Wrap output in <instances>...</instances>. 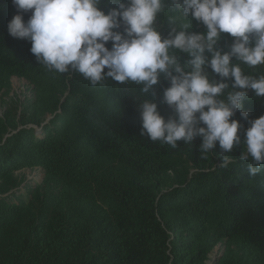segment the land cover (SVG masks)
Instances as JSON below:
<instances>
[{"label": "trees", "instance_id": "1", "mask_svg": "<svg viewBox=\"0 0 264 264\" xmlns=\"http://www.w3.org/2000/svg\"><path fill=\"white\" fill-rule=\"evenodd\" d=\"M16 13L12 0H0V94L17 75L33 84V100L20 104L16 119L10 111L0 117V264H205L218 242L232 239L239 250L213 264H264V165L250 176L241 146L221 167L218 144L201 154L199 137L172 148L141 136L137 102L154 100L171 114L163 75L142 93L132 83L93 87L78 73L49 70L28 41L8 33ZM187 19L189 31H205ZM158 22L166 36V17ZM233 40L223 33L218 47L228 51ZM188 59L178 54L181 65ZM243 105L250 119L264 115V97L253 90ZM233 119L243 139L249 123L239 112ZM33 165L44 177L21 192L15 171Z\"/></svg>", "mask_w": 264, "mask_h": 264}, {"label": "clouds", "instance_id": "2", "mask_svg": "<svg viewBox=\"0 0 264 264\" xmlns=\"http://www.w3.org/2000/svg\"><path fill=\"white\" fill-rule=\"evenodd\" d=\"M104 3L107 11L102 0H12L17 13L7 24L8 33L28 41L39 64L60 74L78 73L93 87L110 79L149 93L163 75L169 86L163 89L162 103L171 114L162 115L154 100L137 102L141 136L172 148L199 137L201 154L218 144L221 167L230 162L225 154L241 146L239 160L251 158L248 172L258 174L264 165V115L250 119L243 101L249 90L264 97V72L244 69L264 67V0ZM25 13H30L27 20ZM161 15L166 17V36L158 22ZM188 17L201 22L205 31H189ZM223 33L234 38L228 51L218 47ZM179 53L189 57L183 65ZM207 68L220 79H212ZM237 112L249 123L243 139L242 125L233 119Z\"/></svg>", "mask_w": 264, "mask_h": 264}, {"label": "rangeland", "instance_id": "3", "mask_svg": "<svg viewBox=\"0 0 264 264\" xmlns=\"http://www.w3.org/2000/svg\"><path fill=\"white\" fill-rule=\"evenodd\" d=\"M33 84L24 77L13 75L10 77L6 87L0 94V117L4 116L6 111H10V117L15 116V119L19 115L20 104L27 102V100H33L32 92ZM17 114L14 112L15 106ZM13 109V110H12ZM15 122V120H13ZM17 125L21 124L17 122ZM37 135L41 134V129L37 125H34ZM15 174L22 180L20 189L21 192L25 191L26 183L35 185L40 183L44 177V169L40 165H33L30 167H24L15 171ZM26 192V191H25ZM24 192V193H25ZM231 251L233 253L239 250V244L236 239L230 241L222 240L216 244V246L208 253L205 264H213L216 259L224 255L225 252Z\"/></svg>", "mask_w": 264, "mask_h": 264}]
</instances>
